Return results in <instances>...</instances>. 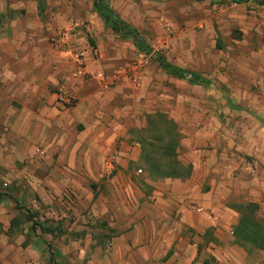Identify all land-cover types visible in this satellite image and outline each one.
Listing matches in <instances>:
<instances>
[{"label": "crops", "instance_id": "obj_1", "mask_svg": "<svg viewBox=\"0 0 264 264\" xmlns=\"http://www.w3.org/2000/svg\"><path fill=\"white\" fill-rule=\"evenodd\" d=\"M56 7L61 15L72 13L95 22L93 0L89 6L78 0H61ZM0 22V31L7 29L0 34V142L21 149L28 163L22 172L31 174L34 195L43 202L46 215L64 222L66 229L77 231L81 239L95 236L96 240L91 238L87 245L90 249L79 247L80 252L91 254V264H195L199 252L188 242L187 230L205 233L212 227L186 208L188 200L195 197L197 182L212 186L202 198L206 206L217 201L212 198L217 196L216 190L230 201L245 191L251 201L264 202L263 54L258 62L250 63L257 59L254 55L245 59V65L239 64L236 72L227 76L237 79L238 88L247 85L245 89L250 91L233 85L236 105L254 113L246 115L237 109L230 119L213 117L208 132L195 133L191 142L196 144H190L184 162L192 165L190 178L142 181L133 176L131 169L140 162L141 150L130 147L123 123L110 121L111 117L99 110L103 108L92 109L91 104L79 103L72 108L57 104V94L63 90L79 98L88 93H83L80 82L71 76L72 54L53 51L44 39L45 46L38 47L37 40L27 35L30 23H6L3 16ZM63 24V20L58 23ZM228 78L223 76L222 81ZM209 82L206 87L188 83L208 90L214 87L212 80ZM252 84L256 86L254 92ZM98 94L90 90L86 100L92 102ZM138 120L137 126L141 127L143 121ZM131 121L129 118L125 124ZM111 150L119 153L120 168L116 166V174L108 177L103 162ZM0 166L5 168L7 164L1 160ZM251 170L255 171L253 182L233 186L232 181H240L244 172ZM13 202L3 203L9 205L0 211V221L7 225L10 222L11 229L19 225ZM32 204L38 203L35 200ZM47 230L51 235L55 233ZM235 248L240 250L237 245ZM235 248L220 250L230 253L229 264L263 263ZM63 250L67 253L72 248L64 246ZM8 251L6 247L0 253V264H9Z\"/></svg>", "mask_w": 264, "mask_h": 264}, {"label": "rangeland", "instance_id": "obj_2", "mask_svg": "<svg viewBox=\"0 0 264 264\" xmlns=\"http://www.w3.org/2000/svg\"><path fill=\"white\" fill-rule=\"evenodd\" d=\"M60 1L0 0V16L5 17L6 23H30L32 28L28 29L27 35L37 40V45L40 44L38 47L43 46L42 43L46 40L50 49L60 53L54 48L52 41L66 33V52L72 54L73 68L76 52L93 49L98 53V58L91 60L89 64L97 65L96 69L102 73V77L95 79L85 76L79 79L83 93H88L86 96L82 94L81 98L73 94L77 100L66 108L76 107L79 103L91 104L92 109L103 108L99 110L106 112L111 117L110 121L114 119L125 125L130 147L141 150V143L145 141L146 144L153 145L149 152L160 161L165 154L166 141L159 138L176 131L177 158L184 163L188 160L190 144H196L192 143L195 133L208 132L211 118L230 119L233 113L242 109L236 105L238 99L233 85L241 91H246L247 85L243 84L245 87L238 88L235 83L237 79L227 76H232L239 64L245 65V59L250 56L257 57H252L250 63L263 59L258 58L259 55H264V6L260 4L263 0H248L243 4L230 1L221 3V0H106L124 21L142 34L152 52L162 54L172 65L196 70L212 80L214 87L208 90L192 87L186 81L172 78L153 61L152 54L140 52L131 40L116 35L105 26L97 13L94 15L95 22L92 23L72 13L61 15L56 7ZM78 1L84 6H89L92 2ZM60 20L64 21L62 26L58 25ZM18 26L17 29L21 30V25ZM6 30L0 31V34ZM10 33L12 34L11 30ZM223 76L229 79L225 83L222 81ZM140 77L142 82L139 85ZM250 86L254 92L255 84ZM90 90L99 93L97 98L93 97L92 102L86 100ZM242 111L246 115L254 113L252 110ZM149 116L154 118L152 123L148 120ZM129 118L132 124L126 125ZM139 118L143 121L141 127L137 126ZM1 155L4 159H1ZM1 160L7 167L5 169L0 166V211L6 210L9 205L3 206V203L14 201L19 220V225L14 229L10 228V222L7 225L0 221V253L6 247L9 249L6 253L9 264H27L30 260L40 264H91V254L80 252L79 247L90 249V239L96 240L95 236L81 239L78 235L80 233L69 232L64 222L46 215L43 202L39 196L34 195L31 174L22 172L28 167V163L21 155V149H11L0 142V162ZM116 166L120 168L119 164ZM131 166L135 178L142 181L149 178L147 164L141 159L138 164ZM104 170L108 177L116 174L105 167ZM139 170H142L141 174L138 173ZM254 178L245 171L240 181H232L233 186H240L242 181L246 183ZM196 185L197 188L194 186L196 189L193 191L195 197L189 199L186 205L189 210L203 204L202 198L212 189L211 185L203 184L202 181ZM216 192L217 196L212 198H217V201L214 199L211 202V207L220 212L215 226L205 233L187 230L188 242L195 245L199 252L195 264H229L231 255L223 251H231L236 246L234 227L242 217L243 205L254 203L258 206L255 214L264 227V202L251 201L245 191H241L231 201L221 194V190ZM35 200L37 206L32 204ZM30 216L35 217L31 220ZM34 222H40L45 229H53L55 233L51 235L39 227L33 230ZM63 233L68 234L61 235ZM64 246L71 247L72 251L65 253ZM235 249L241 254L248 253L253 261L264 263V249L250 244L245 248L240 247V250ZM220 254L226 257H220Z\"/></svg>", "mask_w": 264, "mask_h": 264}, {"label": "trees", "instance_id": "obj_3", "mask_svg": "<svg viewBox=\"0 0 264 264\" xmlns=\"http://www.w3.org/2000/svg\"><path fill=\"white\" fill-rule=\"evenodd\" d=\"M232 2L235 4H243L248 0H221V3ZM260 4L264 6V1H261ZM94 10L100 16L105 26L111 29L116 35H119L125 40H131L134 46L146 55L152 54L153 61H155L158 66L166 72L168 75L180 79L186 80L192 85L197 86H208L210 83L209 80L201 76L199 73L187 70L175 65L170 64L166 58L157 52H152V48L143 38L142 34L134 28L132 25L124 21L108 4L106 0H93ZM0 16V21H1ZM1 25V22H0ZM154 118H148L149 122H153ZM178 134L175 131L168 133L165 137H160L159 139L165 140L166 144L164 145L165 154L162 155L160 161L149 152L150 148H153V145L146 144L145 141L141 143V155L140 159L142 162L147 164V171L149 173V178L153 180H165V179H179L185 180L190 178L192 175V165L181 162L177 158V140ZM167 158H169L167 160ZM242 217L239 220L238 224L234 227V238L235 245L245 248L249 244L264 249V227L258 221L255 211L258 209V206L254 203H248L241 207ZM35 216H30V219L33 220ZM37 225V226H36ZM35 228L39 227L45 232L49 230L45 229L40 222H34Z\"/></svg>", "mask_w": 264, "mask_h": 264}, {"label": "built area", "instance_id": "obj_4", "mask_svg": "<svg viewBox=\"0 0 264 264\" xmlns=\"http://www.w3.org/2000/svg\"><path fill=\"white\" fill-rule=\"evenodd\" d=\"M264 1V0H263ZM53 46L55 49L59 51L66 52L68 48V35L65 33L63 35H59L58 37L54 38ZM98 58V53L91 50H80L79 52H76L74 55V68L73 71H71V76L74 80H79L82 77L85 76H91L95 79H98L102 77V73L98 72L95 65L89 64L91 60H94L95 58ZM96 73V74H95ZM138 81V84L140 85L142 82V79L140 77ZM77 98L70 94L69 92H65L64 90L57 94V104L63 107L72 106L74 102H76ZM119 160V154L116 150H111L107 159L105 160L104 167L108 171H114L116 168V165L118 164ZM139 174L142 173V170L138 171ZM251 175L255 176V171L251 170ZM194 215L198 217H202L206 220L207 224L210 226H215V222L220 216V212H217V210L213 209L210 206H206L204 204L197 205L193 210ZM233 232V230H232ZM27 264H40L37 261L30 260Z\"/></svg>", "mask_w": 264, "mask_h": 264}]
</instances>
